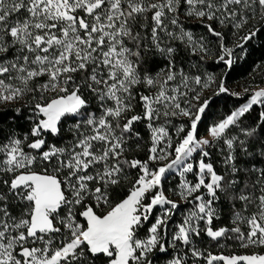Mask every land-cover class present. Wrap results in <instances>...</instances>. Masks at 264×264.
Segmentation results:
<instances>
[{
  "label": "snow or ice",
  "instance_id": "snow-or-ice-1",
  "mask_svg": "<svg viewBox=\"0 0 264 264\" xmlns=\"http://www.w3.org/2000/svg\"><path fill=\"white\" fill-rule=\"evenodd\" d=\"M258 38L264 0H0V264H264V86L208 123L202 71Z\"/></svg>",
  "mask_w": 264,
  "mask_h": 264
},
{
  "label": "trees",
  "instance_id": "trees-1",
  "mask_svg": "<svg viewBox=\"0 0 264 264\" xmlns=\"http://www.w3.org/2000/svg\"><path fill=\"white\" fill-rule=\"evenodd\" d=\"M192 26L191 28L195 32L200 29L196 23H192ZM237 52L238 55L235 57V62L230 68L214 59L215 50H213L212 56L206 58L202 66V71L206 75H214L217 78V82L222 79L225 87L229 89V93H221L209 97L212 100V104L210 105L211 111L207 114L209 117L208 123L228 114L231 110L243 104L248 98L247 94H243L245 88L264 84V39L253 40L246 46L243 53H240L239 50ZM233 92L242 93V95L239 97L231 95ZM259 111V106H255L253 115H256ZM9 123H11V119H9ZM201 134H204L203 128H201ZM140 158H143L142 153ZM166 187H169L168 183ZM224 207L227 210V205ZM225 219H227L226 216ZM209 251L216 252L213 247ZM249 251L239 249L233 252L249 254ZM257 251L259 250L257 249Z\"/></svg>",
  "mask_w": 264,
  "mask_h": 264
},
{
  "label": "rangeland",
  "instance_id": "rangeland-1",
  "mask_svg": "<svg viewBox=\"0 0 264 264\" xmlns=\"http://www.w3.org/2000/svg\"><path fill=\"white\" fill-rule=\"evenodd\" d=\"M192 23H196V22H195V21H190V22H188V27H190V28L193 27V26H192ZM198 27H199L200 29L198 30V32H196L197 34H199V33H201V32L204 31L200 26H198ZM262 86H264V84H263ZM216 88H217V84L214 83V84L212 85V88H210V89H208V90L205 91L204 95H205L206 97H212V96H214V95H213V89H216ZM176 183H177V180H176V179H171V180L168 182L169 187H172V186L175 185ZM169 195H171V194L169 193ZM175 219H176L177 222H179L180 217L177 216ZM199 246H200L202 249H205V248H206L208 251H209V249H210L211 247H213V248H214V251H216V252H212L213 254H224V255L238 254L237 252H233V251H237V250H239V249H242V248L235 247V246L223 247V248H221V247H215L211 242H209V241L207 240L206 237L204 238V242H203V243H200ZM221 251H222V252H221ZM226 253H229V254H226ZM161 264H164V261H163V260L161 261Z\"/></svg>",
  "mask_w": 264,
  "mask_h": 264
}]
</instances>
